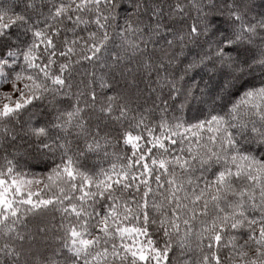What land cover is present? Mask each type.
<instances>
[{"label": "snow or ice", "instance_id": "snow-or-ice-1", "mask_svg": "<svg viewBox=\"0 0 264 264\" xmlns=\"http://www.w3.org/2000/svg\"><path fill=\"white\" fill-rule=\"evenodd\" d=\"M0 264H264V0H0Z\"/></svg>", "mask_w": 264, "mask_h": 264}]
</instances>
